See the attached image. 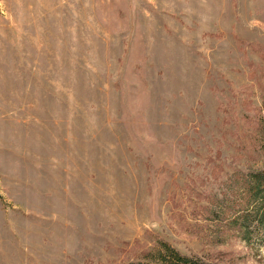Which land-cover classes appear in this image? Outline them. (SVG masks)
I'll use <instances>...</instances> for the list:
<instances>
[{
	"label": "rangeland",
	"instance_id": "obj_1",
	"mask_svg": "<svg viewBox=\"0 0 264 264\" xmlns=\"http://www.w3.org/2000/svg\"><path fill=\"white\" fill-rule=\"evenodd\" d=\"M253 168L264 0H0V264H264Z\"/></svg>",
	"mask_w": 264,
	"mask_h": 264
},
{
	"label": "trees",
	"instance_id": "obj_2",
	"mask_svg": "<svg viewBox=\"0 0 264 264\" xmlns=\"http://www.w3.org/2000/svg\"><path fill=\"white\" fill-rule=\"evenodd\" d=\"M241 198L237 201L238 211H234L228 218V224L240 232L246 243L258 242L264 236V170L249 169L242 178ZM154 262L131 264H214L199 257L181 254L165 241H159L153 251H149Z\"/></svg>",
	"mask_w": 264,
	"mask_h": 264
}]
</instances>
